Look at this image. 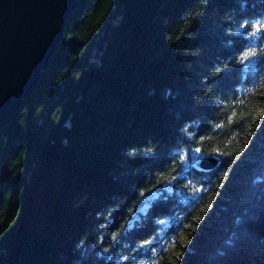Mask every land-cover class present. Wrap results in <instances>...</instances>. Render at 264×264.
<instances>
[{"label": "trees", "instance_id": "1", "mask_svg": "<svg viewBox=\"0 0 264 264\" xmlns=\"http://www.w3.org/2000/svg\"><path fill=\"white\" fill-rule=\"evenodd\" d=\"M257 20L264 0H78L0 131V264H264Z\"/></svg>", "mask_w": 264, "mask_h": 264}, {"label": "water", "instance_id": "2", "mask_svg": "<svg viewBox=\"0 0 264 264\" xmlns=\"http://www.w3.org/2000/svg\"><path fill=\"white\" fill-rule=\"evenodd\" d=\"M78 0H0V131L50 65ZM214 157L197 167H216Z\"/></svg>", "mask_w": 264, "mask_h": 264}, {"label": "snow or ice", "instance_id": "3", "mask_svg": "<svg viewBox=\"0 0 264 264\" xmlns=\"http://www.w3.org/2000/svg\"><path fill=\"white\" fill-rule=\"evenodd\" d=\"M247 27H250L252 29L251 31L248 32V35L250 37H254L257 35V33H260L262 30H264V21L257 20L254 23H251L250 25L247 21H245L243 24L240 25V28H247ZM254 55H256V50L253 48H248L247 51L242 53V59L246 60L250 56H254ZM195 151L199 152L200 149L197 148L195 149ZM181 159H183V157H181Z\"/></svg>", "mask_w": 264, "mask_h": 264}, {"label": "bare ground", "instance_id": "4", "mask_svg": "<svg viewBox=\"0 0 264 264\" xmlns=\"http://www.w3.org/2000/svg\"><path fill=\"white\" fill-rule=\"evenodd\" d=\"M198 162H199V160H198ZM198 162H197V164H198Z\"/></svg>", "mask_w": 264, "mask_h": 264}, {"label": "rangeland", "instance_id": "5", "mask_svg": "<svg viewBox=\"0 0 264 264\" xmlns=\"http://www.w3.org/2000/svg\"><path fill=\"white\" fill-rule=\"evenodd\" d=\"M76 7V6H75ZM40 80V79H39Z\"/></svg>", "mask_w": 264, "mask_h": 264}]
</instances>
